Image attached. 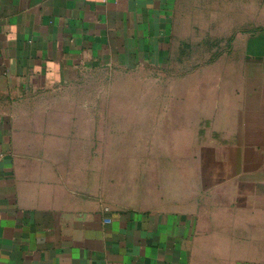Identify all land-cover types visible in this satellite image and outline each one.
Here are the masks:
<instances>
[{"label": "crops", "instance_id": "crops-1", "mask_svg": "<svg viewBox=\"0 0 264 264\" xmlns=\"http://www.w3.org/2000/svg\"><path fill=\"white\" fill-rule=\"evenodd\" d=\"M101 70L142 135L59 100ZM0 264H264V0H0Z\"/></svg>", "mask_w": 264, "mask_h": 264}, {"label": "rangeland", "instance_id": "rangeland-1", "mask_svg": "<svg viewBox=\"0 0 264 264\" xmlns=\"http://www.w3.org/2000/svg\"><path fill=\"white\" fill-rule=\"evenodd\" d=\"M187 50L188 48L185 51L189 53ZM184 56L189 55L185 54ZM199 56L206 58V54L199 53ZM146 76L144 71L141 70L123 74L106 70L97 71L70 85L68 88L74 92L68 97H61L59 100L93 106L95 110L92 108L90 115L95 116L97 120L101 119L103 122H125L133 117L136 126H138L136 133L142 135L144 131L142 128L143 105L148 106L151 104L153 106L159 104L158 97L144 96V91L165 88L166 83L168 84L165 81L160 83V81L153 79H144ZM132 104L134 105V111H130L131 109L128 107ZM105 163L110 164L111 162L104 161ZM112 163L116 164L117 162ZM119 163H121L119 164L120 171L125 170L126 161ZM142 164V160L135 161V168L142 169Z\"/></svg>", "mask_w": 264, "mask_h": 264}, {"label": "built area", "instance_id": "built-area-1", "mask_svg": "<svg viewBox=\"0 0 264 264\" xmlns=\"http://www.w3.org/2000/svg\"><path fill=\"white\" fill-rule=\"evenodd\" d=\"M105 221H106V222H109L110 220L107 218Z\"/></svg>", "mask_w": 264, "mask_h": 264}]
</instances>
